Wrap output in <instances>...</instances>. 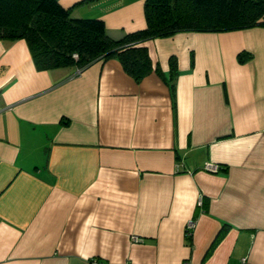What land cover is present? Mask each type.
<instances>
[{
  "label": "crops",
  "instance_id": "1",
  "mask_svg": "<svg viewBox=\"0 0 264 264\" xmlns=\"http://www.w3.org/2000/svg\"><path fill=\"white\" fill-rule=\"evenodd\" d=\"M58 2L113 39L146 26L144 0ZM142 44L136 81L0 38V264H264V26Z\"/></svg>",
  "mask_w": 264,
  "mask_h": 264
},
{
  "label": "trees",
  "instance_id": "2",
  "mask_svg": "<svg viewBox=\"0 0 264 264\" xmlns=\"http://www.w3.org/2000/svg\"><path fill=\"white\" fill-rule=\"evenodd\" d=\"M144 16V28L113 39L102 19L74 18L58 0H0V38L25 39L37 69L76 65L81 70L95 59L115 57L140 81L153 68L143 41L179 31L264 26V0H144ZM250 55L242 50L237 58L243 62ZM175 73L171 56L170 80ZM170 87L174 95V84Z\"/></svg>",
  "mask_w": 264,
  "mask_h": 264
},
{
  "label": "built area",
  "instance_id": "3",
  "mask_svg": "<svg viewBox=\"0 0 264 264\" xmlns=\"http://www.w3.org/2000/svg\"><path fill=\"white\" fill-rule=\"evenodd\" d=\"M74 56H76V54H74ZM78 70H80V69L78 68ZM205 168L210 169L212 171H218V166L216 164H212V163H206ZM198 203L201 204L202 200L199 199ZM194 226H195V219L189 218L185 224L186 232L190 233L191 230L194 228ZM92 264H97L95 259L92 260ZM240 264H248V259L246 256L241 258Z\"/></svg>",
  "mask_w": 264,
  "mask_h": 264
}]
</instances>
